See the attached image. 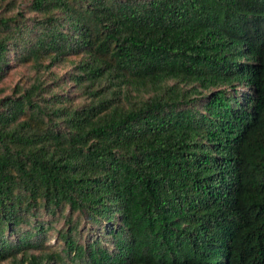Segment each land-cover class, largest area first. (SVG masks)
<instances>
[{
    "label": "trees",
    "instance_id": "1",
    "mask_svg": "<svg viewBox=\"0 0 264 264\" xmlns=\"http://www.w3.org/2000/svg\"><path fill=\"white\" fill-rule=\"evenodd\" d=\"M24 5L0 14V83L35 72L0 99V263L264 264V0Z\"/></svg>",
    "mask_w": 264,
    "mask_h": 264
},
{
    "label": "rangeland",
    "instance_id": "2",
    "mask_svg": "<svg viewBox=\"0 0 264 264\" xmlns=\"http://www.w3.org/2000/svg\"><path fill=\"white\" fill-rule=\"evenodd\" d=\"M25 2L27 0H19L18 5L19 9H14L13 11L7 12V5L10 3V0H0V14H6L7 16L17 14L22 12V9L25 7ZM29 17V14H26ZM72 70V66L68 63H64L61 66L52 68L53 73H56L58 76H66ZM35 77V72L30 68L29 65H15L14 62L11 63V69L5 75V78L0 83V99L12 96L14 90L17 88H28ZM44 78H48V74H45ZM50 82V81H48ZM80 100H76L79 102ZM44 245L49 247L52 250L55 247H59V243L56 239V234L49 233ZM0 264H10L8 261Z\"/></svg>",
    "mask_w": 264,
    "mask_h": 264
}]
</instances>
